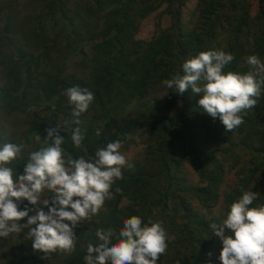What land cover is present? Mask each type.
I'll use <instances>...</instances> for the list:
<instances>
[{"label":"trees","instance_id":"trees-1","mask_svg":"<svg viewBox=\"0 0 264 264\" xmlns=\"http://www.w3.org/2000/svg\"><path fill=\"white\" fill-rule=\"evenodd\" d=\"M163 3L168 6L166 12L176 17L172 27L150 40L136 38L137 20ZM172 6L173 0H35L31 10L25 11L17 0H0V51L2 44L6 48L0 53L5 75L0 83V111L22 115L27 126L19 136L12 132L5 138L0 135V142L27 144L25 158L28 151L45 146L46 129L73 119L63 93L74 86L91 91L94 100L79 117V125H72L84 134L79 149L71 143L70 132H60L65 137L62 147L66 155L94 156L97 148L116 140L126 144L138 133L149 140L144 163L149 167L122 172L123 179L113 184L114 198L102 215L105 217L96 224L89 221L78 226L75 251L57 252L55 264H85L87 245L98 243L95 232L103 229L102 222L107 230L118 233L126 219L117 208L123 197H139L149 210L165 209L172 198L185 208L177 174L184 162L201 178L208 177L199 187L206 197L198 187L190 190L192 194L201 202L212 195L214 204L219 198V173L213 170L218 165L215 151L230 155L235 146L248 151L251 160L242 167L247 184L264 174V87L257 105L240 114L243 123L225 132L218 118L214 120L200 109L202 93L189 88L180 96L163 84L177 73L182 75L183 63L200 52L232 54L234 59L224 68L225 73L249 71L245 58L250 55H258L264 62V0H259L253 14L249 0H198V14L189 28ZM161 90L164 94L159 99ZM96 129L101 130L99 136ZM232 135L240 138L235 146ZM206 145L214 150L209 152ZM233 156L236 163L238 156ZM15 166L22 172V162ZM117 187L121 192H115ZM241 195L242 190L226 197L225 214ZM260 204H264V193L251 207ZM23 207L20 205L21 210ZM140 217L144 222V216ZM25 222L26 218L21 221ZM190 234L181 241L185 250L180 260L199 264L207 253H202L200 239ZM10 236L0 238V264H48L41 258L43 253L33 251L30 240Z\"/></svg>","mask_w":264,"mask_h":264},{"label":"clouds","instance_id":"clouds-1","mask_svg":"<svg viewBox=\"0 0 264 264\" xmlns=\"http://www.w3.org/2000/svg\"><path fill=\"white\" fill-rule=\"evenodd\" d=\"M233 59L223 50L200 52L183 63L182 75L177 73L163 84L180 96L189 88L202 93L200 109L214 120L218 118L225 132H231L243 123L240 114L257 105L264 87V62L258 55L245 58L249 66L246 73H225L224 68ZM63 94L72 107L73 119L46 129L45 146L28 151L25 158L27 144L0 142V238L24 233L33 251L44 254L42 259L57 252L75 251V229L113 198V184L123 179L122 168L131 166L121 152V140L97 148L94 156L87 158L65 154V137L60 132H70L73 146L81 147L84 134L72 125H79V117L89 109L94 94L78 86ZM100 134L101 130L96 129V135ZM125 136L131 139L129 134ZM20 162L22 172L15 166ZM115 192L121 189L117 187ZM257 197V192L243 191L228 206L222 223L210 225L222 243L221 264H264V204L251 207ZM20 205H24L22 210ZM28 205H43L47 211ZM33 211L35 214L29 215ZM25 218L26 222L21 223ZM95 236L98 243L87 245L85 264H157L168 247L162 223H145L138 215L124 219L116 234L98 228Z\"/></svg>","mask_w":264,"mask_h":264},{"label":"rangeland","instance_id":"rangeland-1","mask_svg":"<svg viewBox=\"0 0 264 264\" xmlns=\"http://www.w3.org/2000/svg\"><path fill=\"white\" fill-rule=\"evenodd\" d=\"M3 2V0H1ZM6 1V0H5ZM18 4L22 10H31L32 4L34 5L35 0H17ZM198 0H173V6L170 9H175L179 11V17L182 24L186 27H190L194 23V19L198 14L197 10ZM250 2V12H256L258 9L259 0H249ZM168 8L166 3H163L156 11L150 13L144 18L137 20L138 28L136 33V38L142 40H150L158 32L164 29L171 28L176 17L170 15L166 12ZM177 14V12H176ZM178 15V14H177ZM6 50L5 45L2 44L1 52ZM152 58L150 62H153ZM5 75L0 68V83L4 81ZM164 94V90L159 91L158 97ZM26 122L22 115L18 114H5L0 111V135L1 137L8 136L12 132L19 136L20 132L26 129ZM21 135V134H20ZM232 143L237 145L239 143V137L232 135L230 137ZM148 139H146L143 133H138L135 138L126 144L121 145V152L126 155L129 166L122 168V172L132 171L139 166H146L147 163V149H148ZM233 146V147H234ZM205 149L209 152L214 150V146L206 145ZM215 158L218 161V167H214V171L219 173L217 182V193H219V198L214 204L212 200V195L201 202L195 195L192 194L190 190L195 187L204 186L208 177L201 178L195 169L189 165V163L184 162L179 167H177V174L180 178V195L183 198L184 206L178 205V199H170L167 202V207L165 209L152 208L149 210V206L141 200L139 197L136 198L133 195L123 197L117 205L119 209V214L124 215L129 218L133 215L144 216V222L147 223L149 220L159 221L162 223L163 227L167 233V250L160 256L157 264H183L180 258L184 254V247L181 241L185 237H189V234L194 237L195 240L200 239L199 245L202 249V253L206 252L199 264H221L219 260L220 250L222 248V243L219 237L215 236L210 228L212 223L220 224L225 218V202L227 196L230 194L243 191H254L258 195L264 193V174L257 175L255 178L250 180L247 184L244 180L246 172L242 170L245 163L251 160V156L247 150L241 149L239 146H235L234 153L228 155L227 153H222L220 151H215ZM238 156V161L235 163L234 158ZM153 160H157L153 158ZM156 166V164H154ZM222 167V170L220 168ZM216 175V174H215ZM199 192L202 193L203 197H206V193L199 188ZM51 193L48 194L50 199ZM114 198V197H113ZM112 198V199H113ZM111 199V200H112ZM181 199V198H180ZM111 200H106L103 207L99 213L92 217L91 220H85L79 226H84L89 221L90 225L93 223H98L100 217L104 215L107 211V206ZM33 209L41 207V205H32ZM35 211L32 212V215ZM105 217V216H102ZM105 222H102L103 229L105 228ZM207 223V224H206ZM189 231H191L189 233ZM227 232V230H226ZM24 233L12 234V238L18 240L24 238ZM1 245V244H0ZM212 255L209 256L208 254ZM56 253H53L49 259H47L48 264H55L54 261L57 260ZM61 261V259L59 260Z\"/></svg>","mask_w":264,"mask_h":264}]
</instances>
